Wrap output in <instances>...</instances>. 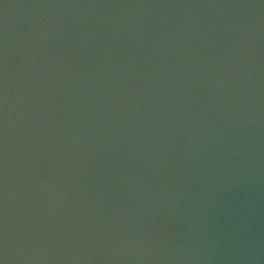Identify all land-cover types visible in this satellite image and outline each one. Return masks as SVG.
Returning <instances> with one entry per match:
<instances>
[{"label":"water","instance_id":"1","mask_svg":"<svg viewBox=\"0 0 264 264\" xmlns=\"http://www.w3.org/2000/svg\"><path fill=\"white\" fill-rule=\"evenodd\" d=\"M3 264H264V0H0Z\"/></svg>","mask_w":264,"mask_h":264},{"label":"snow or ice","instance_id":"2","mask_svg":"<svg viewBox=\"0 0 264 264\" xmlns=\"http://www.w3.org/2000/svg\"><path fill=\"white\" fill-rule=\"evenodd\" d=\"M0 264H3V261H0Z\"/></svg>","mask_w":264,"mask_h":264}]
</instances>
